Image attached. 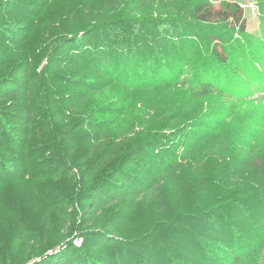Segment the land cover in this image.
<instances>
[{"label":"rangeland","instance_id":"1","mask_svg":"<svg viewBox=\"0 0 264 264\" xmlns=\"http://www.w3.org/2000/svg\"><path fill=\"white\" fill-rule=\"evenodd\" d=\"M203 4L241 5L246 32L200 22ZM8 81L0 264L141 263L232 194L264 196V0H0ZM123 177L135 190L94 206Z\"/></svg>","mask_w":264,"mask_h":264},{"label":"trees","instance_id":"2","mask_svg":"<svg viewBox=\"0 0 264 264\" xmlns=\"http://www.w3.org/2000/svg\"><path fill=\"white\" fill-rule=\"evenodd\" d=\"M195 15L202 23L228 21L242 33L247 30L244 9L239 4H229L224 10L203 4L195 10ZM219 49V46L214 47L215 55H219V58L225 63L229 62L230 58L227 54L220 52ZM108 61L110 59L106 60L107 63ZM26 74H29V69L25 70L24 75ZM3 84L4 86L0 87V101L21 91L16 84L9 83V81L3 82ZM31 112L30 109L14 111L7 116L10 117L9 120L27 125L31 122ZM4 114V112H0V144L7 145L13 142L12 139H19L22 134L18 127L9 125ZM123 178L120 190H115L110 197L103 196L100 200L94 201V206H108L109 202L117 201L116 198H120L118 194L121 190L128 191L124 196L130 195L131 187L134 186L135 190L136 181L130 177ZM251 193L250 195L232 194L230 199L218 202V208L204 217L196 229L190 225L184 232V236L187 238L185 247L181 246L177 240L169 239L168 244L171 246L156 245L154 249H151V251L155 250L153 257L148 260L143 259L141 263L136 260L141 258L143 249L138 251L122 249L116 254L115 260L114 257L111 258V262L117 261L118 264H164L166 261L167 264H242L264 251V196L261 197L256 192ZM107 242L111 244L114 241L109 239ZM188 242H190L189 246ZM49 260L51 258L46 261ZM76 262L77 264H88L86 260H76ZM48 264L52 263L48 262ZM56 264L71 263L62 259Z\"/></svg>","mask_w":264,"mask_h":264},{"label":"water","instance_id":"3","mask_svg":"<svg viewBox=\"0 0 264 264\" xmlns=\"http://www.w3.org/2000/svg\"><path fill=\"white\" fill-rule=\"evenodd\" d=\"M58 251H54V253L53 254H56Z\"/></svg>","mask_w":264,"mask_h":264}]
</instances>
